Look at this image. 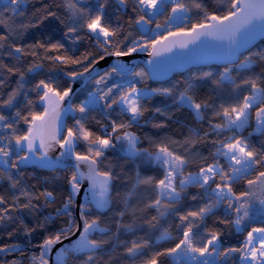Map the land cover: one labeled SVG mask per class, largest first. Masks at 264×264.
Segmentation results:
<instances>
[{"label":"snow or ice","instance_id":"obj_1","mask_svg":"<svg viewBox=\"0 0 264 264\" xmlns=\"http://www.w3.org/2000/svg\"><path fill=\"white\" fill-rule=\"evenodd\" d=\"M214 2L210 10L205 0H0V228L9 240L43 234L35 245L0 244V264H51L56 245L55 264L145 256L143 264H264V46L255 44H264V0ZM189 45L195 54L175 51ZM137 52L150 57L148 71L124 63ZM107 58L113 63L98 70ZM209 60L216 70L140 86ZM77 82L92 89L74 102ZM170 124L186 133L133 130ZM28 165L70 169L67 195L43 217L57 198ZM145 227L155 240L136 235ZM29 247L38 252L26 256Z\"/></svg>","mask_w":264,"mask_h":264},{"label":"trees","instance_id":"obj_2","mask_svg":"<svg viewBox=\"0 0 264 264\" xmlns=\"http://www.w3.org/2000/svg\"><path fill=\"white\" fill-rule=\"evenodd\" d=\"M44 2H47V0H44ZM205 3L209 6V9L211 10L212 8L216 7V3L214 2V0H205ZM37 7L39 5H36ZM33 10L32 5H29L28 11L31 12ZM113 11V9H109V12L111 13ZM161 20H163V17H160ZM257 46H264V44H262V41L257 44ZM81 51H83V47H81L80 49ZM213 69L216 70L217 67H203V68H194V69H190L185 73H181V74H174L171 79L167 80L166 82H151L150 79L142 82L140 84L141 87L144 86V84L146 83L147 86L149 88H156V87H168L172 84H175L177 81L183 80L186 77H188L192 72L198 70V69ZM137 69H144L143 67H138ZM92 89V85L91 84H87L86 87L80 91H78V93L76 94V96L74 97V102H79L80 100H83L86 98L87 92L90 91ZM153 104H164L167 103V101H165V99L163 97H156L154 98V100L152 101ZM182 121L184 120H188L189 117L187 116V113H185L183 116L179 117ZM159 119V117H158ZM73 122V120L71 118H69L66 122V124H71ZM93 130L99 131V126L96 125L94 122L90 125ZM134 131H136L138 133V135H140L142 138L144 136L145 133L149 134V135H156L157 132H159L161 135H163L165 132H167L169 135H172L174 137H181L182 134L186 133V129H184L183 127L176 125V124H170V127L167 129H163V130H157V129H153L150 126L148 127H143V128H135L133 129ZM246 134V133H245ZM255 139V137H254ZM146 145V141L144 142ZM79 150H83V145H80V149ZM112 153H109V156H112ZM121 164H123V161H120ZM129 166L126 165V170ZM25 171L26 174H31L32 176L35 177H41V178H49V183L47 185V187H49L50 190H54V193L56 195L57 198V204L53 205L50 208H44L38 215L40 217H43L44 215H47L49 213L54 212V208L56 206L59 205V203L61 202V200L67 195L68 192V186H67V177L70 175V169H65L64 171H58V172H51V171H44L41 170L40 168L36 167L35 165H28L27 167H25L23 169ZM117 171H119V169H117ZM134 174V173H133ZM147 174H151V173H147ZM58 176L59 179L56 180H52V177ZM29 183H34L35 181L32 179H29L28 181ZM117 187L123 191V181H116L115 182ZM239 187V186H238ZM7 188V184H2L0 185V192H4ZM190 191H195L194 189L190 190ZM19 215L21 217H23V219L25 220V223H27L29 226H31L34 223V219L32 216H30L28 213L24 212V213H19ZM261 219L260 217H256L254 222L257 224V226L260 225L261 223ZM171 221V218H170ZM61 223V220L58 218L56 219L55 223L52 225V230H55L56 227H59ZM209 223H211V220L209 221ZM165 227H167V224H165ZM223 227V226H221ZM11 229L9 228L8 231H10ZM113 231H115V228L113 227ZM159 233L156 232L154 233L152 230L148 229L147 227L143 228L141 231L137 232L136 235L137 236H145V235H150L152 236V239L155 240V236L158 235ZM173 237H175L176 233L173 231L172 232ZM132 237L131 236H127V235H121L120 239L121 240H130ZM28 239H31L32 245H35L36 243H38L39 241H41L43 239V234L41 233H36L34 234L31 238H25L23 235L17 236V237H13L12 240H18L19 242H21V246H25L28 243ZM225 241L228 243H236L237 241V237L235 235H226L225 236ZM12 240H9L7 238V236L4 234V229L0 228V244L3 243H10L12 242ZM173 243V241H167V242H162L158 245L155 246V249L153 250H159L165 247H169L171 246V244ZM109 248H111L112 246L109 245ZM150 250L147 255L150 256L152 254V251ZM122 248H118L117 252H122ZM34 252H38V249H36L35 247H29L28 251L25 253L26 256H30L32 253ZM147 256L145 257H141V258H137L135 260H119L118 264H143L144 259H146ZM9 259H11V257H9ZM24 264H27V261L24 262ZM67 264H79L78 260H73L71 257L68 259ZM161 264H172L171 260L169 258L166 257H162L161 258Z\"/></svg>","mask_w":264,"mask_h":264},{"label":"water","instance_id":"obj_3","mask_svg":"<svg viewBox=\"0 0 264 264\" xmlns=\"http://www.w3.org/2000/svg\"><path fill=\"white\" fill-rule=\"evenodd\" d=\"M174 39H180L179 37H176ZM261 38H257V40L255 41V44H259L261 42ZM195 46L193 45H189V48L187 50L184 49H179L177 48L175 51L178 53H183V52H188L189 54H195L194 51H192L194 49ZM113 59L114 58H107L105 61H101L99 66H98V70L103 71L106 70L112 63H113ZM150 59V57L147 55V53H141V52H137L134 53L132 56L130 57H126L123 58L124 63L128 64L130 67H138L141 66L144 68L145 71L149 70V65L147 64V61ZM163 59V57L161 58ZM219 62L215 61V60H209L203 63H192V62H185L182 64H177L175 67L171 68V70L166 71L163 75H161L158 79H150L151 82H166L167 80L171 79V77L174 74H181V73H185L190 69H194V68H203V67H218ZM87 84H84L83 86L81 85V82H77L73 85L74 89L76 90V94L78 93V91L84 89L86 87ZM76 96V95H75ZM71 118L72 119V115L71 114H66L63 119L64 122L66 123L67 120ZM51 155L55 156L57 155V153H51ZM41 169V168H40ZM44 171H49L47 169H41ZM78 202H79V198H78ZM78 235V234H77ZM76 239V237H71L69 240H65L63 243L65 245L71 243L72 240ZM61 247V245H56L53 249L52 252V260H51V264H55V260H54V256H55V252Z\"/></svg>","mask_w":264,"mask_h":264},{"label":"bare ground","instance_id":"obj_4","mask_svg":"<svg viewBox=\"0 0 264 264\" xmlns=\"http://www.w3.org/2000/svg\"><path fill=\"white\" fill-rule=\"evenodd\" d=\"M138 67H140V66H138ZM138 67H137V68H138Z\"/></svg>","mask_w":264,"mask_h":264},{"label":"rangeland","instance_id":"obj_5","mask_svg":"<svg viewBox=\"0 0 264 264\" xmlns=\"http://www.w3.org/2000/svg\"><path fill=\"white\" fill-rule=\"evenodd\" d=\"M175 27V26H174Z\"/></svg>","mask_w":264,"mask_h":264}]
</instances>
